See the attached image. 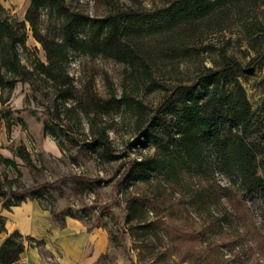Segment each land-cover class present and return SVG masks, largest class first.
<instances>
[{"label": "rangeland", "instance_id": "rangeland-1", "mask_svg": "<svg viewBox=\"0 0 264 264\" xmlns=\"http://www.w3.org/2000/svg\"><path fill=\"white\" fill-rule=\"evenodd\" d=\"M171 1L65 0L72 12L95 18L121 10H152ZM30 4L31 0H0V16L26 22L28 37L25 49H21L24 61L35 57L46 61V51L26 20ZM41 18L49 36L60 37L56 15L45 9ZM250 23H255L254 30L263 36L259 40L247 36L245 25ZM135 35L143 43L149 72L126 61L77 51L72 53L71 72L80 93L89 90L105 99L134 97L143 103V118L148 124L175 87L197 82L211 68L236 61L239 81L262 114L264 0H233L175 31ZM46 106L45 92L35 93L29 83L18 82L11 90L0 86V110L10 111L9 120L16 121L10 129L4 120L1 122L0 148L13 151L21 171L18 176L0 158V187L22 190L46 184L40 202L56 222L69 216L107 231L109 247L102 255L105 264H264V204L259 198H247L236 182L220 173L213 177L204 172H183L178 177L135 179L136 163L158 153L156 145L141 143L137 111L121 105L91 120L84 118L82 128L71 114L67 116V120L71 117L66 122L69 130L81 145L86 141L83 131L98 134L108 128L118 158L106 161L83 147H71L61 134L56 139L45 134ZM19 117L25 124L17 121ZM20 145L27 147L32 164L16 155ZM76 176L81 179L76 180ZM215 181L225 189L217 188L215 194L193 207L188 204L192 193ZM134 199L147 201L142 213L130 209ZM223 213L230 214V220L222 228L212 226ZM203 229L209 232L203 234Z\"/></svg>", "mask_w": 264, "mask_h": 264}, {"label": "trees", "instance_id": "trees-1", "mask_svg": "<svg viewBox=\"0 0 264 264\" xmlns=\"http://www.w3.org/2000/svg\"><path fill=\"white\" fill-rule=\"evenodd\" d=\"M232 1L173 0L152 10H121L95 18L72 12L65 0H31L26 20L33 36L46 51V61L39 57L24 61L21 49H25L28 37L26 22L0 16V86L3 90H11L18 82H26L35 93L45 92V134L55 139L61 134L71 147H83L106 161L118 158L108 128H102L98 134L83 131L86 141L81 145L69 130L66 122L71 121V117L67 120V116L71 114L74 123L82 128L84 118L91 120L92 116L108 113L121 105L137 111L141 143L156 145L158 153L136 163L135 179L149 180L159 175L178 177L183 172H204L213 177L220 173L236 182L247 198H259L264 204V110L258 114L253 107L246 88L239 81L240 67L236 61L211 68L197 82L175 87L149 118L148 124L143 118L141 101L128 95L105 99L89 90L80 93L78 81L71 72L72 53L79 51L126 61L147 73L151 65L141 39L135 34L175 31ZM45 9L56 15L60 37H50L43 27L41 17ZM245 26L248 37H257L256 40L263 37L254 30L255 23ZM34 98L38 100L36 95ZM9 114L10 111L0 110V124L4 120L8 129L16 122L9 120ZM17 121L25 124L21 117ZM60 148L64 149L61 145ZM16 155L28 164L33 162L25 145L18 146ZM1 162L21 175L14 159L1 156ZM75 179L81 178L76 176ZM46 187V184L22 190L13 186L6 190L0 187V264H23L21 258L26 250V239L19 231L1 240V235L7 231L2 210H10L29 198L41 201L42 190ZM217 188L225 189L215 181L211 186L196 190L188 204L193 207L215 194ZM146 202L134 199L130 209L142 213ZM229 215L223 213L212 226L222 228L225 221L230 220ZM207 232V229L202 230L203 234Z\"/></svg>", "mask_w": 264, "mask_h": 264}, {"label": "crops", "instance_id": "crops-1", "mask_svg": "<svg viewBox=\"0 0 264 264\" xmlns=\"http://www.w3.org/2000/svg\"><path fill=\"white\" fill-rule=\"evenodd\" d=\"M1 156L16 160L13 151L6 147L0 148ZM2 214L7 229L2 240L14 231L26 239L23 264H105L102 255L109 247V237L101 227H89L69 216L56 222L40 200L32 198L2 210Z\"/></svg>", "mask_w": 264, "mask_h": 264}]
</instances>
